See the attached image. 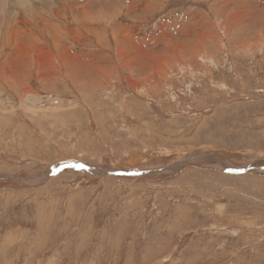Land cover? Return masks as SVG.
Segmentation results:
<instances>
[{
	"label": "rangeland",
	"instance_id": "374dc122",
	"mask_svg": "<svg viewBox=\"0 0 264 264\" xmlns=\"http://www.w3.org/2000/svg\"><path fill=\"white\" fill-rule=\"evenodd\" d=\"M0 10V264H264V0Z\"/></svg>",
	"mask_w": 264,
	"mask_h": 264
},
{
	"label": "bare ground",
	"instance_id": "6f19581e",
	"mask_svg": "<svg viewBox=\"0 0 264 264\" xmlns=\"http://www.w3.org/2000/svg\"><path fill=\"white\" fill-rule=\"evenodd\" d=\"M5 0H0V3H3ZM114 1V0H113ZM21 2H23V1H21ZM25 2V1H24ZM19 6V5H18ZM1 11V10H0ZM221 23V22H220Z\"/></svg>",
	"mask_w": 264,
	"mask_h": 264
}]
</instances>
